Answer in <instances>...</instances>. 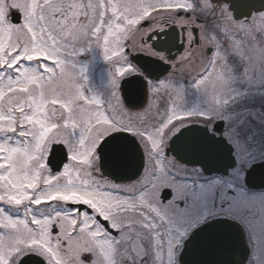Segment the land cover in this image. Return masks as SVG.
<instances>
[{
	"label": "snow or ice",
	"instance_id": "6c2138e0",
	"mask_svg": "<svg viewBox=\"0 0 264 264\" xmlns=\"http://www.w3.org/2000/svg\"><path fill=\"white\" fill-rule=\"evenodd\" d=\"M0 264H264V0H0Z\"/></svg>",
	"mask_w": 264,
	"mask_h": 264
}]
</instances>
